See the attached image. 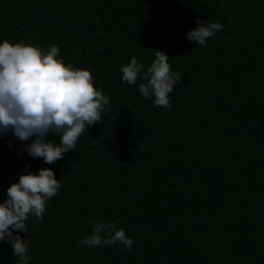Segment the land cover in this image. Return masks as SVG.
Here are the masks:
<instances>
[{
	"label": "trees",
	"instance_id": "obj_1",
	"mask_svg": "<svg viewBox=\"0 0 264 264\" xmlns=\"http://www.w3.org/2000/svg\"><path fill=\"white\" fill-rule=\"evenodd\" d=\"M198 19L223 25L203 47L186 39ZM4 40L57 46L109 97L54 164L21 151L32 140L0 137V203L39 169L62 185L42 221L13 233L29 264H264V0H0ZM154 50L182 76L168 109L121 78ZM90 221L115 222L132 249L79 243ZM0 264H19L3 241Z\"/></svg>",
	"mask_w": 264,
	"mask_h": 264
},
{
	"label": "clouds",
	"instance_id": "obj_2",
	"mask_svg": "<svg viewBox=\"0 0 264 264\" xmlns=\"http://www.w3.org/2000/svg\"><path fill=\"white\" fill-rule=\"evenodd\" d=\"M198 27L186 33V39L205 46L206 41L223 30L220 22L196 21ZM155 58L144 70L135 56L121 67L122 81L136 85L145 99L154 97L156 107H171L170 94L182 76L173 72L166 52L154 50ZM60 49L47 50L20 41L0 43V137L11 134L16 140L27 142L21 151L32 159H42L51 165L62 160L75 149L82 134L89 127L101 123L109 105V97L98 90L90 71L65 64ZM55 137V141L48 138ZM12 147V141H8ZM18 155L20 152L17 153ZM30 167V166H29ZM60 180L50 168L38 174H22L17 183L7 189V199L0 203V241L7 242L19 264H29L30 241L16 233L27 232L29 216L43 220L47 203L58 194ZM90 235L79 243L88 247H105L119 243L131 250L134 241L115 222L90 221Z\"/></svg>",
	"mask_w": 264,
	"mask_h": 264
}]
</instances>
